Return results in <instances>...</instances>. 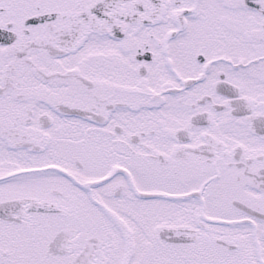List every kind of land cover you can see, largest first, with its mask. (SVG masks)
<instances>
[{"label":"snow or ice","instance_id":"6c2138e0","mask_svg":"<svg viewBox=\"0 0 264 264\" xmlns=\"http://www.w3.org/2000/svg\"><path fill=\"white\" fill-rule=\"evenodd\" d=\"M0 264H264V0H0Z\"/></svg>","mask_w":264,"mask_h":264}]
</instances>
